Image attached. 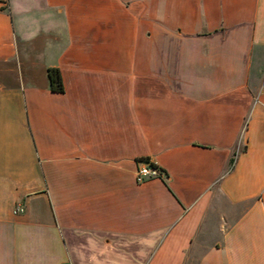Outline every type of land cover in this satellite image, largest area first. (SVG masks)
<instances>
[{
	"label": "crops",
	"instance_id": "obj_1",
	"mask_svg": "<svg viewBox=\"0 0 264 264\" xmlns=\"http://www.w3.org/2000/svg\"><path fill=\"white\" fill-rule=\"evenodd\" d=\"M0 66V264H264V0H0Z\"/></svg>",
	"mask_w": 264,
	"mask_h": 264
},
{
	"label": "built area",
	"instance_id": "obj_2",
	"mask_svg": "<svg viewBox=\"0 0 264 264\" xmlns=\"http://www.w3.org/2000/svg\"><path fill=\"white\" fill-rule=\"evenodd\" d=\"M163 169L156 163L145 161L144 164L140 165L137 169V179L138 181H144L146 179L160 177L163 174ZM22 210L23 208L20 207ZM69 264V263H64Z\"/></svg>",
	"mask_w": 264,
	"mask_h": 264
},
{
	"label": "trees",
	"instance_id": "obj_3",
	"mask_svg": "<svg viewBox=\"0 0 264 264\" xmlns=\"http://www.w3.org/2000/svg\"><path fill=\"white\" fill-rule=\"evenodd\" d=\"M48 73L50 76L52 88L56 91L64 90V84L60 69L58 67L51 66L48 68Z\"/></svg>",
	"mask_w": 264,
	"mask_h": 264
},
{
	"label": "rangeland",
	"instance_id": "obj_4",
	"mask_svg": "<svg viewBox=\"0 0 264 264\" xmlns=\"http://www.w3.org/2000/svg\"><path fill=\"white\" fill-rule=\"evenodd\" d=\"M0 67H2V66H0ZM1 69V68H0Z\"/></svg>",
	"mask_w": 264,
	"mask_h": 264
}]
</instances>
